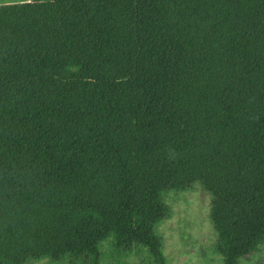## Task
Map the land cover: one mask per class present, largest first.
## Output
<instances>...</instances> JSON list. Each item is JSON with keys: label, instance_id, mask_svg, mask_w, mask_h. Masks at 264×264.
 I'll return each mask as SVG.
<instances>
[{"label": "trees", "instance_id": "obj_1", "mask_svg": "<svg viewBox=\"0 0 264 264\" xmlns=\"http://www.w3.org/2000/svg\"><path fill=\"white\" fill-rule=\"evenodd\" d=\"M196 185L222 264L264 246V0L0 6V264H170Z\"/></svg>", "mask_w": 264, "mask_h": 264}, {"label": "rangeland", "instance_id": "obj_2", "mask_svg": "<svg viewBox=\"0 0 264 264\" xmlns=\"http://www.w3.org/2000/svg\"><path fill=\"white\" fill-rule=\"evenodd\" d=\"M32 1L35 0H0V6ZM211 200L200 185L188 192L168 194L171 217L157 231L164 239V253L170 264H222L221 257L213 252L217 238L210 220ZM151 257L147 249L136 250L120 264H154ZM29 264L57 263L42 260ZM241 264H264V246L242 259Z\"/></svg>", "mask_w": 264, "mask_h": 264}]
</instances>
